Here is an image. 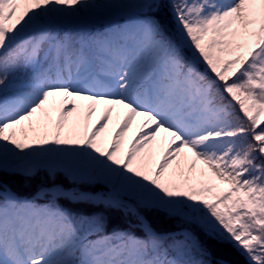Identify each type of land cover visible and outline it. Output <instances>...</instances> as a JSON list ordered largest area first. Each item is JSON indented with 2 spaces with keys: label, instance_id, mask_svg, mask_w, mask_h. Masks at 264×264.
<instances>
[{
  "label": "snow or ice",
  "instance_id": "6c2138e0",
  "mask_svg": "<svg viewBox=\"0 0 264 264\" xmlns=\"http://www.w3.org/2000/svg\"><path fill=\"white\" fill-rule=\"evenodd\" d=\"M41 172L0 264H264V0H0V176Z\"/></svg>",
  "mask_w": 264,
  "mask_h": 264
},
{
  "label": "trees",
  "instance_id": "16d2710c",
  "mask_svg": "<svg viewBox=\"0 0 264 264\" xmlns=\"http://www.w3.org/2000/svg\"><path fill=\"white\" fill-rule=\"evenodd\" d=\"M167 9H165V13ZM0 183H3L8 188H10L13 192L17 193L21 196H30L33 194L39 187L41 186H51L53 183L60 184L65 188L72 187L71 183L65 178L63 175L57 176L55 181L49 178L45 173L41 172L36 177L32 179H26L21 175H8L3 174L0 176ZM61 204L70 208L72 211H80V212H90L93 209L85 206V205H72L66 201H61ZM110 217V224L108 229L106 230L108 233L111 232L112 228L118 227L123 230L133 231L137 235H142V233L135 228H129V220L131 218H124L120 213H107ZM149 219L153 220L154 226L157 229L164 230H178V225L175 222L167 221L164 219H157L153 216H149ZM200 239L202 243H205L211 252L210 259L212 261H216L218 259H226L230 262V264H246L245 258L233 247L227 244H220L216 241H208L206 238L201 235Z\"/></svg>",
  "mask_w": 264,
  "mask_h": 264
},
{
  "label": "rangeland",
  "instance_id": "374dc122",
  "mask_svg": "<svg viewBox=\"0 0 264 264\" xmlns=\"http://www.w3.org/2000/svg\"><path fill=\"white\" fill-rule=\"evenodd\" d=\"M93 119L95 120V117Z\"/></svg>",
  "mask_w": 264,
  "mask_h": 264
},
{
  "label": "bare ground",
  "instance_id": "6f19581e",
  "mask_svg": "<svg viewBox=\"0 0 264 264\" xmlns=\"http://www.w3.org/2000/svg\"><path fill=\"white\" fill-rule=\"evenodd\" d=\"M62 186V185H61Z\"/></svg>",
  "mask_w": 264,
  "mask_h": 264
}]
</instances>
